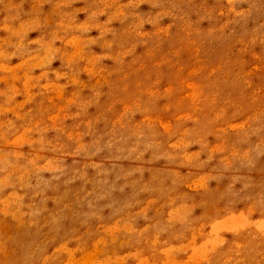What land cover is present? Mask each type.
<instances>
[{"label":"rangeland","instance_id":"obj_1","mask_svg":"<svg viewBox=\"0 0 264 264\" xmlns=\"http://www.w3.org/2000/svg\"><path fill=\"white\" fill-rule=\"evenodd\" d=\"M66 263L264 264V0H0V264Z\"/></svg>","mask_w":264,"mask_h":264},{"label":"bare ground","instance_id":"obj_2","mask_svg":"<svg viewBox=\"0 0 264 264\" xmlns=\"http://www.w3.org/2000/svg\"><path fill=\"white\" fill-rule=\"evenodd\" d=\"M9 43H10V42H9ZM115 259H116V258H115ZM68 261H69V260H68ZM70 261H71V260H70ZM67 263H68V262H67ZM67 263H66V264H67ZM69 263H70V262H69Z\"/></svg>","mask_w":264,"mask_h":264}]
</instances>
